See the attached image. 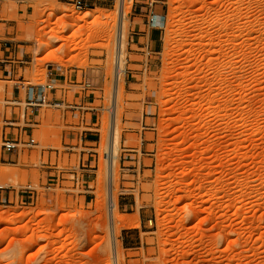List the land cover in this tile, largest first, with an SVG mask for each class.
Masks as SVG:
<instances>
[{
    "label": "rangeland",
    "instance_id": "rangeland-1",
    "mask_svg": "<svg viewBox=\"0 0 264 264\" xmlns=\"http://www.w3.org/2000/svg\"><path fill=\"white\" fill-rule=\"evenodd\" d=\"M121 1L77 9L0 0V70L14 53L32 85H46L52 67L73 80L79 70L80 81L93 68L98 89L86 108H41L38 146L0 163V264L114 261L105 172ZM149 2L124 4L114 217L128 222L114 235L119 264H264V0ZM151 12L166 26L145 37ZM8 80L0 77V117L13 111ZM1 147L0 138V161ZM29 186L32 199L17 197Z\"/></svg>",
    "mask_w": 264,
    "mask_h": 264
},
{
    "label": "crops",
    "instance_id": "crops-1",
    "mask_svg": "<svg viewBox=\"0 0 264 264\" xmlns=\"http://www.w3.org/2000/svg\"><path fill=\"white\" fill-rule=\"evenodd\" d=\"M61 1H64L68 4H75L76 2H81L85 4V8H90V9H94V8L109 9L113 2V0H61ZM147 1H148L147 6L152 8L153 3L151 4L149 0ZM0 5L2 4L0 3ZM153 14L156 15V13ZM153 14L151 12L150 16ZM158 16L161 15L158 14ZM156 31H159V29L157 30L151 29L148 26V29L144 35L145 37H151L153 36L154 33H156ZM136 47L138 51L136 52V54H141L139 51H141L142 53L144 52V46L140 45V43L136 44ZM3 62L4 65L1 66L0 77L3 76L9 79L8 81H6L7 83H15V84L13 86L12 96L10 97V93H8L6 96V103L8 104L6 106H12L13 111L11 114H9L5 110L6 113L0 117V123L3 124V126L0 128V138L2 141H4L5 139H15V140L18 139L22 142H26L30 139L35 140V133L43 123L41 108L45 106V105L41 106L40 108L39 107L36 108L33 106L36 104H41L37 100L39 86L41 85H32L30 82H28L25 79V77L22 76L19 77L20 70L22 69L19 67V64L23 66L25 62L19 59L18 54L14 53L9 59H4ZM8 68L13 69L12 76L6 75V72H8ZM73 70L77 73L74 80L71 75L66 74L65 69L52 67L48 76L49 78L47 84H51L55 86V89L48 94V101L49 103L52 104V106H47V107L54 108V103H58L67 106L66 108H72V102L70 101V96L73 92L76 95L75 96L76 102H74L75 108L80 107L77 102L78 100H81L80 104L82 105L83 108H86L88 104H93L92 100L96 97L95 94H97V90H98L95 87L96 86L95 80L93 81L92 85L86 87L87 82L84 75L82 77V81H80V76H79L80 71L75 69ZM73 70H69V71H73ZM89 93H92L93 96H90ZM16 109H18L19 111L18 113L16 112ZM90 110H95V109L91 108ZM87 129L88 128H86V130ZM75 134L78 135V133ZM85 135H87V133ZM68 142H70V140L67 137H65L63 140L65 146H67L66 144H68ZM36 146H38V143L36 144ZM66 148L70 149V147H66ZM85 156L86 155L81 156L80 153V163L82 164V166H87V164H85ZM81 159H84L83 160L84 163H82ZM0 163L1 165H11L8 162L7 156L5 154H3ZM91 163L92 160H90L88 166H91ZM5 192L7 191L0 190L1 198L4 197ZM18 196L22 197L23 195H21V193L18 192L17 197Z\"/></svg>",
    "mask_w": 264,
    "mask_h": 264
},
{
    "label": "bare ground",
    "instance_id": "bare-ground-1",
    "mask_svg": "<svg viewBox=\"0 0 264 264\" xmlns=\"http://www.w3.org/2000/svg\"><path fill=\"white\" fill-rule=\"evenodd\" d=\"M139 0H122L121 1V16H120V21L118 25V32H117V40H118V49H117V74H116V79H115V89H114V105L111 110L112 112V125H111V130H110V135H109V144L107 148V166H106V175L108 179V190H107V195H108V204H109V209H110V225H109V230L111 233V245L110 248L112 250V257L113 260L108 259L105 264H119V258H118V252L116 250V238H115V233L116 231L124 225L127 220L126 215H120L117 218L114 217L115 210L117 208V200L116 197L114 196V182H115V172H116V162L118 159V148H119V141L121 137V133L117 129V118H116V109H117V104L116 100L118 98L119 94V88L122 85V75L124 74V69H122V64L125 62L124 61V56L122 53V48H123V39H124V31L126 28V16L124 14V4L125 3H137ZM52 46L51 43L45 42L42 43V50L48 49ZM189 46V44H188ZM191 46V44H190ZM188 48V47H187ZM191 50V48H189ZM7 169V167H6ZM100 199H98V202ZM90 209L86 208L82 210L80 215H87L90 213ZM77 215V213H75ZM8 219H15L11 218L12 215L7 216ZM29 229V228H28ZM21 262L18 261V264Z\"/></svg>",
    "mask_w": 264,
    "mask_h": 264
},
{
    "label": "built area",
    "instance_id": "built-area-1",
    "mask_svg": "<svg viewBox=\"0 0 264 264\" xmlns=\"http://www.w3.org/2000/svg\"><path fill=\"white\" fill-rule=\"evenodd\" d=\"M76 8L77 9H84L85 8V4L81 3V2H76L75 3ZM148 26L151 29H160L162 30L165 26H166V21H165V17L162 16H158V15H152L151 19H149L148 21ZM147 56H151L152 53L150 51H148ZM95 69L90 68L89 70H87L84 74V77L86 79V87H89L90 85L93 84V81L95 80ZM55 89V86L51 85V84H46V85H41L39 86V90H38V95H37V100L41 103V104H36L33 105L34 107H41V106H52L51 103H49L48 101V94L50 92H52ZM63 107H67L58 103H54V108L60 109ZM74 106H72V108H74ZM37 144V142L34 139H30L26 142H22L18 139H5L4 141H2V152L3 154H5L7 156V160L11 163H20L21 159H22V149L23 148H33L35 147ZM71 149V148H70ZM83 167H87V166H83ZM75 176V175H74ZM76 178V177H75ZM0 190L1 191H7L8 188L4 185H0ZM25 192L22 191L23 196H27V194H31L32 196L29 197L30 199H32V197H34V193H35V189L32 187H27L26 190H24ZM27 200V199H24ZM150 224H153V222L151 221Z\"/></svg>",
    "mask_w": 264,
    "mask_h": 264
}]
</instances>
